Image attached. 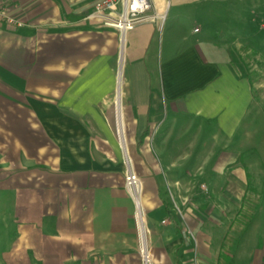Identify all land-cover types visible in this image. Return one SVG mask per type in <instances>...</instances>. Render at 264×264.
I'll return each instance as SVG.
<instances>
[{
    "label": "crops",
    "instance_id": "1",
    "mask_svg": "<svg viewBox=\"0 0 264 264\" xmlns=\"http://www.w3.org/2000/svg\"><path fill=\"white\" fill-rule=\"evenodd\" d=\"M94 2L0 0L22 23L0 22V191L16 194L7 264H143L127 166L102 105L121 40L150 264H264V141L252 135L264 116L249 81L198 38V19L176 40L165 0H151L152 19L124 39L87 19ZM177 117L197 122L191 145ZM210 128L204 155L199 136Z\"/></svg>",
    "mask_w": 264,
    "mask_h": 264
},
{
    "label": "rangeland",
    "instance_id": "2",
    "mask_svg": "<svg viewBox=\"0 0 264 264\" xmlns=\"http://www.w3.org/2000/svg\"><path fill=\"white\" fill-rule=\"evenodd\" d=\"M203 1V0H202ZM218 1V0H216ZM229 2L230 10V20L235 21L234 24L239 25L240 23H236L237 20L245 23L247 25L248 21L253 20L254 18H264V8L258 9L257 7L261 4L264 5V0H225L221 1ZM169 3V5H168ZM209 2H203V6H201V1L197 0H165V10L167 13L169 12L167 18V30L170 28H174L176 31L175 39L178 40V33L184 32L188 30L190 27H193L192 20L198 19L201 24H197L198 29H203V23L207 26V19H214V22L208 23V31H213L215 27H218L217 36L206 35L205 38L208 39L210 44L218 49L219 51H225L227 55V60L230 61L231 65L235 67V69L244 77L247 78L253 87L254 92V102L253 107L257 110V115L262 114L264 116V52H256L252 46L249 44H245L242 40L241 35H232L227 33V30L233 31L235 30V25H222L223 18H220L223 14L221 13V9L218 10L215 6L209 8L206 7V4ZM153 5V4H152ZM185 5V6H184ZM153 7V6H152ZM247 20L245 21L244 19ZM237 19V20H236ZM197 21V20H196ZM213 21V20H212ZM231 21V22H232ZM257 24L263 28L264 20L260 19V22L257 21ZM222 25V27H221ZM241 25L240 29H244L246 26ZM239 28V27H238ZM197 29V30H198ZM205 35V34H204ZM177 36V37H176ZM231 36V37H230ZM203 34L200 33L198 38H202ZM121 44L119 42L118 54L115 57V61L112 66V70L114 73V86L113 93L105 98H103L102 105L104 108L105 119L107 124L110 126V129L114 133L115 139L119 146H121V150L124 156V166L129 165L131 167V160L128 153V146L126 145V137L127 130L125 126V117L123 112V100L121 98V91L124 81L125 74V64L123 58V49H124V41L121 40ZM177 49V46H175ZM165 55V50L163 48L162 53L160 54V59H162ZM254 109V108H253ZM259 111V112H258ZM180 116V115H179ZM182 119L183 117H179ZM177 120L182 124L181 132L186 134L185 142H188L191 145V141L198 137L197 132V122H193L192 120ZM164 126H173L174 121L171 117L168 116L166 112L164 113ZM262 123V124H261ZM123 128V133L119 134L118 128ZM252 135L256 137L257 140L264 141V124L263 122H256L253 124ZM212 129L204 130L202 134L199 136L203 138L204 145L200 146V152L205 155L209 148H212L213 141L211 139ZM200 134V133H199ZM93 146V145H92ZM148 146H150V142L148 140ZM199 151V149H198ZM140 179V178H139ZM15 201L16 194L13 191H0V264H7V257L5 255L9 254L13 250L14 239L17 237V230L15 226ZM6 259V260H5Z\"/></svg>",
    "mask_w": 264,
    "mask_h": 264
},
{
    "label": "built area",
    "instance_id": "3",
    "mask_svg": "<svg viewBox=\"0 0 264 264\" xmlns=\"http://www.w3.org/2000/svg\"><path fill=\"white\" fill-rule=\"evenodd\" d=\"M151 8V0H95L93 9L88 14L87 19L96 20L107 28L118 30L124 39L127 32L152 19L147 15ZM0 22L12 28L22 26V23L10 16L6 7L2 5H0ZM195 32H198V30H195ZM125 189L135 205L140 256L143 264H150V245L145 226V213L141 204L142 183L129 165H127L125 173Z\"/></svg>",
    "mask_w": 264,
    "mask_h": 264
},
{
    "label": "trees",
    "instance_id": "4",
    "mask_svg": "<svg viewBox=\"0 0 264 264\" xmlns=\"http://www.w3.org/2000/svg\"><path fill=\"white\" fill-rule=\"evenodd\" d=\"M209 2L208 4H206V7L208 6L209 8H211V7H214L215 5V7L218 9V10H220L221 9V13L223 14L220 18H223V20L225 21V22H223V24L222 25H225V24H230V25H235L236 26V28H235V30H233V31H230V30H227V29H225L226 31H227V33H230V34H232V35H241V37H242V40H244V41H247V42H245V44H249L250 46H252V48H254L255 50H256V52L255 53H257L258 51L259 52H264V27L263 28H261L258 24H257V21H259L260 22V19H263L264 20V18H262V16H261V18L259 17V18H254L253 20H251V21H248L247 20V18L246 19H244L245 21L247 20L248 22V24L247 25H245V23H243V22H240V20H237V22L236 23H240L239 25H237V24H234L235 23V21H232V20H230L231 18H230V10H231V8H230V6H229V2H227L226 4H225V2H222V3H220V0H218V1H216V0H203V1H201V6H203L204 4H203V2ZM221 1H225V0H221ZM203 4V5H202ZM214 7V8H215ZM261 7H263L264 8V5H260V6H258L257 8L258 9H261ZM215 8V9H216ZM264 15V14H263ZM213 20V21H212ZM211 20V18H208L207 19V22L210 24V23H212V22H214V19H212ZM232 21V22H231ZM205 23V22H204ZM203 23V26H204V28L202 29V34H203V36L204 37H206V35L209 37V35H213L214 37L215 36H217V31H218V29H220V28H218V27H215L214 29H213V31H208V23H207V26H206V24H204ZM222 25H221V27H222ZM241 25H245L246 27L244 28V29H240V27H241ZM239 27V28H238ZM205 34V35H204ZM231 37V36H230ZM248 80V79H247ZM249 81V80H248ZM249 83H250V85H251V82L249 81ZM251 88L253 89V87H252V85H251ZM253 94H254V92H253ZM151 138V134L150 133H148L147 132V134L145 135V137L143 138L144 139V143H146L148 140H150V138ZM146 139V140H145Z\"/></svg>",
    "mask_w": 264,
    "mask_h": 264
},
{
    "label": "bare ground",
    "instance_id": "5",
    "mask_svg": "<svg viewBox=\"0 0 264 264\" xmlns=\"http://www.w3.org/2000/svg\"><path fill=\"white\" fill-rule=\"evenodd\" d=\"M119 131H120V133H122V131H123V128L121 126L118 128V132Z\"/></svg>",
    "mask_w": 264,
    "mask_h": 264
}]
</instances>
